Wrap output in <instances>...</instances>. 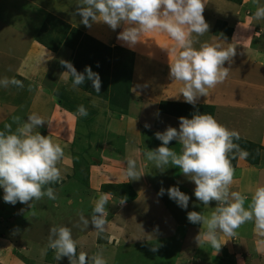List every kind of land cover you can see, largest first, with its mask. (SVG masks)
<instances>
[{
	"label": "crops",
	"instance_id": "0c3cea01",
	"mask_svg": "<svg viewBox=\"0 0 264 264\" xmlns=\"http://www.w3.org/2000/svg\"><path fill=\"white\" fill-rule=\"evenodd\" d=\"M246 1L251 3L254 0L244 2ZM254 2L258 4L256 6L253 4L251 8L249 3L248 5L244 3L243 6L246 8H243L242 5L227 0V4H224L229 8L223 7L224 10L219 12L217 7H209L206 0L203 15L209 24L210 37L205 41L193 34L196 37L193 47L199 49L202 44L208 43L227 48L231 44L236 49V55L230 64L225 63V67L231 68L225 82L209 89L208 95L201 97L193 106L186 103L181 95L182 82L172 81L169 78V64L174 62L176 57L170 54L175 41L167 34L148 33L135 46H129L117 39L118 34L123 31V25L115 31L103 23H95L91 28L84 26L80 22L82 18L73 15L81 0H0V11H3L0 12V42H2L0 63L9 65V75L4 74L0 79L7 77L22 84V86L13 84L7 87L0 86V130H4L5 125H11L12 131H15L18 124L13 121L14 117L19 116L20 123H23L30 115L36 114L45 120V124L35 131L45 136L49 135L53 139L54 130L57 127L62 128L68 136L64 142L70 144L73 151L74 146L77 147L81 141L86 139L91 140L90 143L94 141L92 156L95 162L93 166L86 165L88 168L86 173H92L91 180L92 170L99 168L105 172V176L101 177L102 186L109 183L121 184L135 191L136 196L132 202L126 203V210L136 209L135 215L138 217L137 213H143L145 209L140 211L134 206L141 202L143 199L141 197L149 195V200L158 207V210L162 209L163 216L167 219L164 221L158 218L161 224L157 223L156 228L155 224H152L151 231L146 228H144L146 231L143 230V224L141 227L130 223L126 215L122 221L126 223L127 228L123 230L115 229L112 232V229L103 233L90 231L85 235L73 230V238L79 241L77 253L84 251L91 256L102 251L109 264L111 257L112 261L122 259L124 252V264H140L142 251L146 250V247L141 246L143 244L147 248L154 246L156 249L169 250L171 257L176 255L171 258L170 264H264V245L259 244L260 241H264V236L256 230L254 222L243 224L237 229L235 236L223 235L220 251L202 239L198 244L195 238L200 232L206 231V228H203L202 224L190 223L187 213L197 211L210 216L217 202L212 201L205 207L194 195V182L184 176L178 167H174L179 173L178 178L172 179L169 173L168 186L169 188L178 186L190 197V200L186 210L173 200H171L174 202L172 206L177 208L167 207L168 199L153 190L149 169H155V163L148 161L145 155L148 150L157 149L162 145L155 133H162L169 126L179 130L180 117L191 119L197 111L201 114H210L229 130L237 131L239 140L234 142L240 149L249 153L246 158H241L237 153L230 154L235 169L234 183L230 190L238 191L248 197L245 203L247 208L255 189L264 186V19L255 18L256 10L264 5L262 0ZM243 9H247L245 14L249 17L241 18ZM15 12H21L16 19L5 16ZM219 22L224 23L218 26ZM220 29L225 30L227 37L219 36L222 35ZM11 42V50L6 51L3 47ZM51 45L61 47L54 52L48 48ZM98 50L101 54L99 57ZM107 53L112 55V60L108 62L105 57L102 67L105 75L102 78L109 74V80L107 86L103 81L100 93H96L91 80L86 79L83 85L73 87L70 75L62 77L67 69L61 65V60L71 62L78 72L83 73L86 66H90L92 70L96 69L95 65L94 68L92 66L95 58L102 65L101 56ZM125 55L131 60L125 61ZM124 62L131 64L128 93L117 86L118 81L123 82L122 74L128 68V66L124 67ZM50 73L56 75L51 77ZM43 85L46 86L45 91L42 89ZM113 85L117 86L116 90L115 87L112 88ZM120 90L123 92L122 97ZM80 105L87 109V116L78 114L77 108ZM80 121H85L81 130H79ZM146 124L150 127L146 128ZM113 136L124 143L123 147L113 142ZM168 146L178 154L181 152L182 146L176 140L170 142ZM93 147L85 148V151ZM75 155L76 153L72 155L71 167L66 168L61 164L63 174L65 171L67 174L71 170V172L80 171L78 168L81 166L78 165L77 157L81 155L77 157ZM233 156L235 158H232ZM129 159H134L137 163L141 176L139 180L131 181L126 176ZM109 163L111 165H108ZM80 199L76 205L81 203L78 206L86 207V203L80 202ZM22 205L25 204L20 202L15 204L25 211ZM11 206L10 203L9 207L4 206L2 212H7L4 213L5 215L12 214ZM88 209L82 210L86 211L84 214ZM121 209L125 210V206ZM37 214H43L41 221H46L44 223L46 231L53 226L68 227L72 224V222L58 223L62 220L59 219L60 216H56V213L46 217L47 213L42 210ZM22 216V214L18 217L0 215V223L8 221L4 228L0 227V231H4L0 235L1 260L5 259V253L14 255L11 253L14 250L12 248H15L14 251L19 255V257H7V260L0 264H27L21 257L27 258L28 253L31 254L29 256L32 257L33 264H70L67 257L60 261L54 256L48 259L45 251L47 243L42 239L36 244L22 237L16 240L12 234L17 227L23 234L25 219L29 217L24 219ZM50 219L52 220L49 222ZM12 225L14 231L11 230ZM110 225L107 223L106 230L111 227ZM140 231L144 232L139 234ZM166 231L174 233L168 234ZM97 234L105 243L101 248L94 250L92 237ZM15 236L21 235L18 233ZM152 240L156 243L154 244ZM258 246L261 251H257ZM131 247L138 249L139 261L136 263L129 260Z\"/></svg>",
	"mask_w": 264,
	"mask_h": 264
},
{
	"label": "clouds",
	"instance_id": "9594fccd",
	"mask_svg": "<svg viewBox=\"0 0 264 264\" xmlns=\"http://www.w3.org/2000/svg\"><path fill=\"white\" fill-rule=\"evenodd\" d=\"M205 6L206 0H81L73 15L81 17L80 22L88 28L95 23H103L115 31L123 25L117 39L129 46H135L148 33L167 34L175 41L170 54L176 57L169 64V78L182 82L180 91L184 101L195 106L201 97L208 95L209 89L225 82L231 71L225 63L230 64L236 55V49L231 44L227 48L208 43L202 44L199 49L193 47V34L199 37L209 32V24L203 15ZM255 18L264 19V7L256 10ZM60 63L67 69L62 77L70 75L73 87L83 85L87 79L92 81L96 93H100V75L93 72L90 66H86L81 73L69 61L61 60ZM9 84L22 86L15 79H0V86L7 87ZM77 112L80 116L88 115L83 105L78 106ZM20 119L19 116L13 118L18 124L15 131H12L11 125H5L4 130H0V188L4 190L6 203L32 202L29 205L32 207L34 201L44 197L57 199L51 185L63 179L58 165L65 153L61 144L54 142L49 135L35 131L45 124L42 117L32 114L23 123ZM145 127L150 126L146 124ZM155 136L162 145L148 150L146 159L154 162L161 171L169 164L178 167L184 176L194 182V195L205 207L212 201L217 202L210 216L197 211L187 213L190 223L202 224L206 228L195 238L198 244L202 239L220 251L222 236H235L237 229L247 222H254L256 230L264 236V186L255 189L247 208L248 197L230 190L235 176L230 154L237 153L241 158L249 155L234 142L239 140L237 131L229 130L212 115L197 111L191 119L179 118V130L169 126ZM173 140L182 146L179 154L168 146ZM126 176L131 181L141 177L134 159L127 162ZM165 192L182 209L188 208L190 197L178 186L167 190L161 188L158 195L163 196ZM111 196L112 193L107 192L99 195L90 220L80 216L85 227L91 223L96 232H105L109 215L107 205ZM124 203L125 200L121 199L120 204ZM78 244L71 228H50L48 248L54 251L57 261L67 257L70 264H107L102 251L91 256L84 251L77 253ZM259 244L264 245V241ZM257 251H261L259 246Z\"/></svg>",
	"mask_w": 264,
	"mask_h": 264
},
{
	"label": "rangeland",
	"instance_id": "374dc122",
	"mask_svg": "<svg viewBox=\"0 0 264 264\" xmlns=\"http://www.w3.org/2000/svg\"><path fill=\"white\" fill-rule=\"evenodd\" d=\"M242 0V2L238 3V5H242L243 8H246L244 5V3H249L250 7H253V4L256 6V4H258V2H254L252 1L250 3V1H246ZM234 2V1H233ZM207 3L209 4V7H217V11L221 12L223 9V7L229 8V6H225V4H227V0H207ZM225 3V4H224ZM248 5V4H247ZM262 5H264V0H262ZM219 9V10H218ZM211 10V8H209V11ZM232 11V10H231ZM3 13V11H0ZM245 12L247 13V9H243V13L241 14V18H246L249 17V15H246ZM7 13V12H6ZM21 13V12H20ZM18 12L15 13H11V14H6L5 16H11L13 19H16L17 16L21 15ZM231 13V12H230ZM233 14V11H232ZM246 22V21H245ZM224 22H219L217 23V25L222 24ZM218 25V26H219ZM250 25H253V23H250ZM218 32V31H217ZM219 32H222V35H219L221 37H227V33L225 32L224 29H220ZM6 33H8V31L6 30ZM194 37V35H193ZM210 37V33L206 32L204 35L199 36V39H204L206 41V39H209ZM194 40H196V37H194ZM2 42H0V48H2L1 45ZM74 44V43H73ZM76 45V44H75ZM72 47H75L73 45H71ZM61 46H59L57 48V46L55 45H51L48 48L50 50H53L54 52H56ZM65 47V46H64ZM6 51L11 50L12 48V42L11 44L6 43V45L3 47ZM56 48V49H55ZM76 48V47H75ZM82 48V47H81ZM98 57L101 55L99 50H98ZM54 57V56H53ZM107 59V61H111L112 60V55L107 53L105 54V56H101V60H102V65L100 64V61L96 60L95 58V64L93 62L92 66L94 68V65L96 66V69L93 70V72H96L100 75L101 78V82L102 84L103 81H105V85L107 86L108 84V75L105 76L104 78H102L105 74L104 71L102 70L103 67V61L104 59ZM125 61L127 60H131L130 57H126V55L124 56ZM50 60V58H49ZM58 60V59H57ZM124 67L127 68V70L125 71V73H123V82L118 81L117 82V86L118 88H121L122 91H126L127 89H130V83L128 80V77L131 76L130 75V69H131V64L124 62ZM8 68L9 65H3L2 63H0V76L5 75H9L8 73ZM119 73V72H118ZM52 74V73H50ZM56 74H52L51 77L55 76ZM119 78V75L117 76ZM104 79V80H103ZM117 86L113 85L112 88L115 90L117 89ZM45 85H43L42 89L43 91H45ZM120 90V97H122L123 92ZM85 124V121H80L79 123V130L83 129ZM58 128V127H57ZM54 130L55 132V137L52 139L54 142L61 144V146L64 149V153L65 155H68V157L64 156L63 160L61 161V163L58 165L59 167L61 166V164L64 165V167L67 168V166L72 165L73 162V156L74 153H76V157L81 155V157H77L78 162H79V166H81L80 168H78V172H69L67 174V171H65V174L62 173L63 179L60 183L57 184H53L51 185V187H53L55 189V195L57 197L56 200H51L47 197H44L43 199L39 200V201H34L32 204V207H30L29 205L32 202H29V204H25L22 209L25 211L21 210V207H16L15 205H12L10 208V211L12 214H8L5 215L7 212H2L3 211V207H9V203H6L3 199L4 196V190L3 188H0V215L1 217H15V216H20L21 214L23 215L22 217L25 219L26 222V226H23V234L21 229H19L17 227V230L15 231L16 234L19 233V237L15 236L16 234H12L16 240L21 239L22 238H26L31 240L32 242H34V244L38 243V240H43L45 241L47 244H45L47 247L45 249L46 251V257L49 259L50 257H53L55 254L52 255V253H54L53 250H51L50 248H48V243H49V235H50V230L46 231L45 229V224L46 221H41L43 219V217L41 215L43 214H37V212H41L42 210L45 211L46 217L48 215L51 214H55L56 216H60V220H62V222L58 221V223H62V224H68L72 222V224H70L68 227L72 229V231L74 230L76 233L78 234H82L85 235L88 232H93L95 231V227L89 223L88 227H85L83 225V223L80 220V216L83 215L86 219L91 218V214H92V210L94 207V203L95 201L98 199L99 195L101 193H112V196L109 199V203L107 205L108 211H109V215L107 217V221L108 223H110L111 227L108 228V230H105L107 232H110L109 230H112V232L115 229H119V230H123L126 227V223L123 220L124 215L127 216L128 221L130 223L136 224V226H141V224H143L142 229L145 230L144 228H146L147 230L151 231V226L152 224H155V228L157 226V223H160V221L158 220V218L163 219L164 221H166L167 219H165V217L163 216L162 213V209L158 210V207L156 205H153L152 201L149 200V195H146L141 200L140 203L135 204V208L139 209L140 211H143L145 209V211L143 213H137L138 217L135 215L137 210L136 209H132V208H127L126 210V203H130L132 202V199L135 198L136 195L135 191H131L129 186L127 185H121V184H107L102 186L101 185V177L105 176V172L101 171L99 168H96V170H92L93 172V179L91 180V172H89L88 174L86 173V170L88 169L86 167V165H91L93 166L94 161V156H92V152L94 150L93 147V143H95L94 141H92L93 143H90L91 140H84L79 142L78 146L75 147L74 145V151L72 149V147H70V144H68L66 141V139H68L67 136V132L65 130H63L62 128H58V131ZM46 132V131H45ZM48 133V132H47ZM46 133V135H47ZM49 134V133H48ZM101 135H105V134H101ZM113 142L117 145H120L123 147L124 143H121V141L119 142L116 136H113ZM92 144V145H91ZM93 147V149H89L87 151H85V148H90ZM73 153V154H72ZM99 159V158H98ZM142 161V160H141ZM108 165H111L110 163ZM95 166V165H94ZM62 167V166H61ZM60 167V169H61ZM63 168V167H62ZM170 168V170H169ZM62 170V169H61ZM151 172V177H152V182H153V190L157 193L160 192L161 188H164L165 190L169 189L168 183H167V177L168 174L170 173V176L172 179H176L178 178V171H176V168H174L172 165H166L162 171L157 169L155 166L154 168H150L149 169ZM153 170V173H152ZM84 171V172H83ZM91 171V170H90ZM112 171V170H111ZM102 174V176H101ZM154 178L156 179V181H154ZM101 185V187H100ZM130 185V184H129ZM152 191V190H151ZM128 196V197H127ZM126 197V199H125ZM167 200V207L169 206V208H177L176 206H172V204H174V202H172L167 194V192H165V194L162 196ZM81 198V199H80ZM80 199V202H84L86 203V207L83 206H78L81 203H79L78 205H76V203H78V200ZM121 199L125 200V203L123 205L120 204ZM130 200V201H129ZM125 206V210H122L121 207ZM84 208H89L87 213L84 214L85 212H83L82 210ZM179 208V207H178ZM176 210V209H175ZM127 211V212H126ZM36 212V213H35ZM142 215V216H139ZM122 216V217H121ZM45 217V219H46ZM48 219V218H47ZM52 219L49 220V222ZM48 221V220H47ZM7 220L6 222L1 221L0 223V227L4 228V225H7ZM73 223H76V225H73ZM176 223V222H175ZM161 224V223H160ZM164 225H168L167 223H164ZM13 228V225L11 226V230ZM158 230H160V228H158ZM14 231V230H12ZM26 231L28 233H26ZM146 231V230H145ZM2 232H4L3 230L0 231V235H2ZM144 232V231H143ZM142 231L138 232L139 234L143 233ZM137 233V234H138ZM166 233H174V232H170V231H166ZM12 237V236H11ZM10 237V239H12ZM165 238V236H164ZM162 238V239H164ZM158 239V237L156 238ZM154 240V239H153ZM152 240V241H153ZM162 241V240H161ZM13 242V241H12ZM105 243V241L97 234V236L92 237V245L95 249H99L103 246V244ZM153 243L155 244L156 241H153ZM145 244V243H144ZM143 248L146 247L145 251H142V256H141V260H137L138 256V249L135 250L133 247L129 248V260L131 262L136 263L137 261L140 262V264H170V261L172 260L171 258L176 257V255H173V257H171V253L169 250H162V249H157L156 251H153L152 249L155 248L154 246L152 247H148L146 245H141ZM19 247H17L18 249ZM14 250H16L15 248H12ZM12 250L11 253L14 255H7V253H5V259L1 260V256H0V263H3L4 260H7V257H11V256H18L17 253ZM20 251V249H19ZM10 253V252H9ZM149 254V255H148ZM31 254H27V258L21 257L22 261L24 263L27 264H33V260L32 257L29 256ZM124 255L125 253L123 252L122 255V259L119 258L118 260H111L112 257L109 260V264H124L123 260H124ZM24 258V259H23ZM6 262V261H5ZM128 264H132V263H128ZM139 264V263H138Z\"/></svg>",
	"mask_w": 264,
	"mask_h": 264
},
{
	"label": "trees",
	"instance_id": "16d2710c",
	"mask_svg": "<svg viewBox=\"0 0 264 264\" xmlns=\"http://www.w3.org/2000/svg\"><path fill=\"white\" fill-rule=\"evenodd\" d=\"M229 1H234V2H238V3L242 2V0H229Z\"/></svg>",
	"mask_w": 264,
	"mask_h": 264
}]
</instances>
